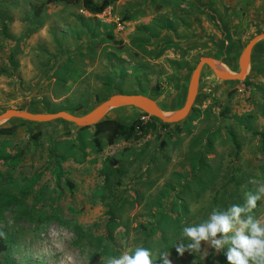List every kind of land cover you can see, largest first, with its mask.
<instances>
[{"label": "rangeland", "instance_id": "rangeland-1", "mask_svg": "<svg viewBox=\"0 0 264 264\" xmlns=\"http://www.w3.org/2000/svg\"><path fill=\"white\" fill-rule=\"evenodd\" d=\"M263 34L264 0H115L102 15L0 0V114L83 115L117 89L175 113L203 58L238 73ZM22 122L0 138V264H264L263 42L243 81L205 68L188 118L155 135L96 146L90 127Z\"/></svg>", "mask_w": 264, "mask_h": 264}, {"label": "water", "instance_id": "water-1", "mask_svg": "<svg viewBox=\"0 0 264 264\" xmlns=\"http://www.w3.org/2000/svg\"><path fill=\"white\" fill-rule=\"evenodd\" d=\"M262 42L264 43V34L254 38L246 46L239 61L238 73H232L229 70L221 68L220 63L210 58H203L191 75L183 108L175 113L164 112L154 100L143 95L116 94L83 115L64 111L56 113H32L28 110L8 109L0 114V127L12 121H23L40 125L63 121L83 129L98 125L103 120H106L111 112L118 108H134L164 124L177 125L185 121L193 109L198 94L201 74L205 68H208L219 80L229 82L243 81L248 74L252 53Z\"/></svg>", "mask_w": 264, "mask_h": 264}, {"label": "trees", "instance_id": "trees-1", "mask_svg": "<svg viewBox=\"0 0 264 264\" xmlns=\"http://www.w3.org/2000/svg\"><path fill=\"white\" fill-rule=\"evenodd\" d=\"M115 0H102L100 2H96L95 0H45V3L47 5H52V4H56V3H63L66 5H81L87 12H89L92 15H102L113 3ZM116 94H127V95H140V94H144V93H130V92H125L123 90H116L113 91V93L109 96H113ZM109 97H107L106 99H104L101 103H103L104 101H106ZM152 100H155L153 97H149ZM101 103H99L98 105H100ZM97 105V106H98ZM96 106V107H97ZM19 110H24L23 108H18ZM93 110V109H91ZM90 110V111H91ZM29 112L32 113H56V112H69V111H65V110H59V111H50L48 112L47 108H42V109H34V110H28ZM88 111V112H90ZM71 112V111H70ZM86 112V113H88ZM84 113V114H86ZM76 114V113H74ZM145 117H149L148 115L144 114ZM15 121H12V123H14ZM18 122V121H16ZM159 121L155 118L150 117L149 121L147 122H143L139 119H126L125 121H120L117 119H110L107 118L106 120H103L101 123H99L96 126L90 127L93 128L95 130V138H94V143L96 146L99 145L100 141H99V136L101 135H106V140H107V144L109 146L114 145L116 142H118L119 140H122L124 142H132L136 139H138L139 137L141 138H145L148 137L149 135H155L156 132H158V128L161 127L163 129H168L173 125H169V124H164L162 122H159V127H158V123ZM11 122L5 124L4 126L0 127V138L4 137V138H8V137H12L16 134L17 131V127L12 125ZM23 124H26L28 122H22ZM58 123L60 124H64L66 126H72L74 128H77L69 123L63 122V121H58ZM31 126L34 127H39V126H43L40 124H33V123H28ZM50 124V123H49ZM80 129V128H78ZM86 129V128H83ZM89 129V128H88ZM262 143L264 145V133H260L259 134ZM165 142L162 141V147L164 148L165 146ZM8 249V246L6 245L4 239L2 236H0V253H4L6 252Z\"/></svg>", "mask_w": 264, "mask_h": 264}, {"label": "bare ground", "instance_id": "bare-ground-1", "mask_svg": "<svg viewBox=\"0 0 264 264\" xmlns=\"http://www.w3.org/2000/svg\"><path fill=\"white\" fill-rule=\"evenodd\" d=\"M220 67L223 68V69H225V70H227V68L225 66H223V65H220Z\"/></svg>", "mask_w": 264, "mask_h": 264}]
</instances>
